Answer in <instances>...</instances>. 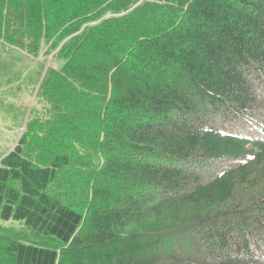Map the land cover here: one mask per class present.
<instances>
[{
    "label": "trees",
    "instance_id": "trees-1",
    "mask_svg": "<svg viewBox=\"0 0 264 264\" xmlns=\"http://www.w3.org/2000/svg\"><path fill=\"white\" fill-rule=\"evenodd\" d=\"M0 94V264H264V0H0Z\"/></svg>",
    "mask_w": 264,
    "mask_h": 264
},
{
    "label": "rangeland",
    "instance_id": "rangeland-1",
    "mask_svg": "<svg viewBox=\"0 0 264 264\" xmlns=\"http://www.w3.org/2000/svg\"><path fill=\"white\" fill-rule=\"evenodd\" d=\"M51 58V57H50ZM63 66V63H62ZM2 96V94H0ZM7 98V101H10V99L18 100V97H10V96H4ZM22 98V95L20 96ZM28 102L32 101L31 97L26 96ZM12 125L14 128V131H9V129L6 126ZM14 114H11L9 112H5V110H1L0 108V154L3 152H6L8 149L13 147L16 142L15 139L19 137L20 134V126H14Z\"/></svg>",
    "mask_w": 264,
    "mask_h": 264
}]
</instances>
